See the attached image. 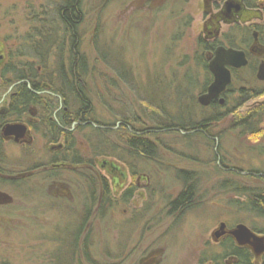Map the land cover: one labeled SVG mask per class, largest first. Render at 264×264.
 <instances>
[{
  "label": "rangeland",
  "instance_id": "374dc122",
  "mask_svg": "<svg viewBox=\"0 0 264 264\" xmlns=\"http://www.w3.org/2000/svg\"><path fill=\"white\" fill-rule=\"evenodd\" d=\"M211 1L81 0L80 50L87 63L83 82L92 116L102 125L116 126L98 140L107 147L92 151L97 138L78 121L74 125L76 148L80 158L95 157V168L102 174H107L101 169L104 163L122 166L127 182L132 178L134 186L126 195L109 187L111 202L106 209H98L100 187L97 181L90 183L88 171L80 172L76 183L71 182L74 175L65 173V180L73 184L66 185L63 194L39 173L32 176L28 193L0 185V264H138L152 250H157L159 264H235V258L223 257L221 237L217 239L214 231L220 222L230 227L239 222L263 226L253 215L242 212L248 197L233 189L246 196L250 187L258 191L235 170L264 171V123L253 120V134L242 135L235 129L238 90L256 86L255 71L249 67L236 74L227 107L221 109L225 112L229 108L232 114L208 119L212 111L197 101L206 79L198 63L199 41L218 38L225 45L227 38L222 34L234 26L212 11L205 14ZM59 3L0 0V41L6 54L12 53L15 62L32 61L29 52L40 40L37 33L46 31L49 35L43 33L47 39L42 41L44 47L38 49L42 62L36 60L35 67L45 66L56 84L58 62L61 58L64 68L68 66L70 50L69 37L56 16ZM44 18L47 21L41 24ZM236 21L241 28L264 23L262 12L257 10L244 12ZM253 29L240 31L239 39L242 32L250 37ZM238 44L246 46L242 40ZM148 100L155 103H149L153 107H163L161 116L147 109L143 103ZM263 102L261 96L236 111L244 112ZM125 118L136 129H153L159 121H208L203 122L206 136L180 134L173 129H153L155 134L146 136L140 133L139 137L155 146L149 157L128 148L121 127ZM81 124L83 129H78ZM40 149L36 155H27L18 146H8L9 167L26 169L37 166L38 161L46 162L45 150ZM25 158L30 162L24 163ZM106 178L111 183L108 174ZM186 189L190 193L188 205L175 204ZM80 226L82 232L76 235ZM128 231L133 234L127 252L141 235L144 239L138 251H131L123 261L111 253L109 245L120 233L128 236ZM88 232L92 234L84 240ZM84 243L90 252H84ZM108 248L111 252L106 253ZM252 261L264 264V255H252Z\"/></svg>",
  "mask_w": 264,
  "mask_h": 264
},
{
  "label": "flooded vegetation",
  "instance_id": "af4514ba",
  "mask_svg": "<svg viewBox=\"0 0 264 264\" xmlns=\"http://www.w3.org/2000/svg\"><path fill=\"white\" fill-rule=\"evenodd\" d=\"M206 8L208 9L205 11V14L212 11L215 15H219L226 21H231L232 25H234L230 27V31L222 34V38H238L237 41L242 40V44L246 43L245 47L239 44L233 47L229 46L228 43L225 45L222 44L223 42L219 41L218 38L209 40L217 41L221 44L217 43L213 51L206 54L207 66L209 61L213 58L215 49L218 46L241 50L245 53L247 59L245 66L239 68L228 67L231 73V83L221 96L225 99V94L230 91L235 81L234 73L237 74L247 67H249V70L255 71V80L264 82L256 78L260 65L264 63V23L261 25L250 23L248 26H244L248 29L254 27L250 37L247 36V33H244L246 30L243 29L244 32H242V36H240L239 39L240 31L235 30L236 26L240 25L236 19L246 11H260L263 14L264 20V0H212L210 3L206 4ZM233 36H235V38H233ZM42 41L43 40L40 39L37 42V44L39 43L38 45L35 44L31 46L32 50L29 53H31L30 56L33 60L24 62H15L12 53L6 54L5 45L0 41V92L4 91L0 98V185L15 186L17 189H21L24 192L27 191L28 193L31 186L29 182H31L32 176L39 173L44 177V180H48V183L55 188L58 194H63L66 185H72L79 179L80 172L88 171V180L90 183L97 181L100 187L99 199L97 200L99 205L97 207L98 209H106L111 202L109 187L113 190H122V195H126L127 190L131 186H134L132 178L128 183L127 172L124 171L122 166L108 162L104 163L105 165L103 164L101 169L111 177L110 183L106 178L107 174H102L95 168V157L89 159L79 157L76 148L77 140L74 134L76 128H74V125L78 123V117L75 119V113H77L75 110L77 107L74 109L70 104H65L64 98L58 93L57 86L60 83L59 78L61 74L58 71L59 78H55H58V83L56 84V82H54V77L44 69L45 66L41 65L43 68L35 67L36 60L40 61L42 59V55L38 50L44 47ZM204 41L208 40L204 39ZM69 51L70 50H68V53ZM252 59H254L253 62ZM207 71L211 75V83L213 76L208 68ZM70 98L73 105L74 99L72 97ZM213 102H217V100H213L211 104ZM237 109H239V107L236 108L235 106V110ZM234 122L235 129L237 128L236 130H238L240 134L244 135L249 132L248 129H241L238 123L236 121ZM259 122L264 123V120L260 119ZM12 125L17 126H15V128H10ZM10 131H14L15 133H10ZM10 145L22 148L23 152L27 153V155L28 153L36 155L37 151H39L38 148H41L40 150H45L44 157H47V161H38L36 162L38 167L28 166L26 169L9 167L10 163L7 159L6 149ZM88 153L90 152H86L85 154ZM24 161V163L30 162L29 158H25ZM38 169L39 172H37ZM65 173L74 175L71 180V182H73L72 184L65 180ZM235 173L245 176V178L250 180V185H252L254 189H258V191H254L250 187L248 189L251 190V193H249L248 196H246L244 192L238 193V195L241 194L245 196V198L248 197V201L246 200L244 203L245 206L240 208L242 212L253 215L262 222L263 226L259 228L254 225L250 226L244 222H239L230 227L225 222H220V224H225L226 233L219 240H222V243L225 240L227 243L231 242V244L235 245V252H237V254L246 255L243 259L244 262L247 260L249 264H253L252 255H255L253 248L249 245H238L229 232L237 225L244 224L253 234L264 239V171L250 170L248 172H240V170H235ZM125 186L128 187L124 188ZM82 222H84V218H82L81 223ZM81 229L82 227L80 226L76 235H80V232H82ZM125 233L128 234V236H124V234L120 233L117 239L111 240V246L109 245V247L112 252L109 248L106 251V253L111 252L115 255H119V259L123 261H125L128 253H131L133 250L138 251V246H140L139 244L143 242L144 239V236L141 235L137 242L132 243V247L129 248V252H127L129 236L133 233H130V231ZM91 234L92 233L87 234L84 240L87 238L89 240ZM130 241L133 242V240ZM222 243L221 247L224 245V243ZM82 249L86 253L90 252V246L86 243H84ZM156 251L157 250H152L145 253V256L139 259L138 264H159V259L157 255H155ZM261 255L263 256L264 254ZM238 260L239 258L237 257L235 261L238 262ZM112 264H123V262H114Z\"/></svg>",
  "mask_w": 264,
  "mask_h": 264
},
{
  "label": "trees",
  "instance_id": "16d2710c",
  "mask_svg": "<svg viewBox=\"0 0 264 264\" xmlns=\"http://www.w3.org/2000/svg\"><path fill=\"white\" fill-rule=\"evenodd\" d=\"M61 3L57 6L56 16L59 18L60 23L63 25V31L66 33V36L69 37L70 40V51H69V63L68 66L64 68L63 64L60 61L58 62V71L60 72L61 76L59 78L60 83L57 86L58 93L64 98V103L70 104L71 98L74 99V106L76 103L77 109L75 110L77 113L75 119L78 117V121L82 122L87 128L93 131L91 135H93V138L96 139V144L92 145V151H96V149H105L107 144L100 140L98 141L102 134H107L111 130V126H116L115 124L112 125H102L94 119L92 116V105L91 100L89 97L88 92L86 91V87L84 84V75L87 71V63H86V57L80 50V33L79 28L82 23V9H81V0H60ZM43 19V18H42ZM44 20L41 21V24H44ZM47 21V20H46ZM247 30L248 28H241L240 26H236L235 30L243 31ZM48 32V31H47ZM49 35V33H46V31L41 32L38 31L37 35L40 37L39 39H44L45 36L43 35ZM242 36V35H241ZM235 38V36H233ZM238 39V38H237ZM237 39H232L227 37V43L229 46H238ZM243 39V37H242ZM47 40V39H44ZM221 44L217 41H204L200 40L198 44V50H199V56H198V63L203 67L205 70V82L201 87V93L206 90V87L211 81V75L207 71V59L206 54L213 51L216 44ZM73 49V50H72ZM234 76L236 77V74L234 73ZM256 86L248 87V88H240L238 91V98L235 99V105L236 108H240L245 103H247L250 100L259 98L261 96H264V82H258L255 81ZM231 95V89L228 93L225 94V104L223 106H220L217 102H213L209 107H205L203 109H210L212 111V114L209 116L208 119H219L224 115H228V113H233V111L229 108L226 109L225 112H221V109L227 107V97ZM186 96V94H185ZM149 103L155 104L153 101L148 100V102L144 101L143 104L147 107L148 110H150L151 113H157L162 115V108L161 106H158L156 108L149 105ZM72 104V102H71ZM154 108V109H153ZM156 108V109H155ZM264 118V102L261 104H258L247 111L244 112H237L235 110V115L233 114V120L238 123L241 129H248L249 133L253 134L252 128H253V120L255 119H263ZM208 121L205 120V118H201L199 120H182L180 123L174 122L172 120H169V123L159 121L155 122V128L153 129H173L175 132L178 133H184L185 135H190L193 132L196 134H204V127L203 122ZM93 123V124H92ZM132 122L128 118H125V120L122 121L121 127H124L123 130L126 134L127 139V145L128 148L132 152H138L141 153L143 156H149L151 157L152 154L156 151L153 142L150 141L147 138L139 137L138 135L140 133H144L143 135H154L155 132H153L151 127L143 126L140 129H136L131 125ZM235 123V122H234ZM96 125L94 127L93 125ZM78 129H83L82 124L78 126ZM122 129V128H120ZM119 129V130H120ZM151 129V130H150ZM142 131V132H141ZM144 131V132H143ZM253 131V132H252ZM248 133V132H247ZM246 133V134H247ZM92 138V137H90ZM91 142V141H90ZM91 145V143H90ZM188 189V188H187ZM187 189L183 191L175 200V204L179 203H185L184 206H187L190 199H189V192H187ZM189 191V190H188ZM234 192L237 193H243L242 191H238L235 188L233 189ZM258 204V203H257ZM223 257H230V258H239L238 262H235V264H249L248 261L244 262V257H246L245 254H237L235 252V245L231 244V242H225L223 247ZM248 259V258H247ZM216 262V261H214Z\"/></svg>",
  "mask_w": 264,
  "mask_h": 264
},
{
  "label": "water",
  "instance_id": "95a60500",
  "mask_svg": "<svg viewBox=\"0 0 264 264\" xmlns=\"http://www.w3.org/2000/svg\"><path fill=\"white\" fill-rule=\"evenodd\" d=\"M246 63L247 59L243 51L230 47L218 46L215 49L213 58L209 61L207 66L213 76V80L208 85L206 91L198 95V103L207 107L213 100H217L218 104L223 105L225 99L221 94L231 83V73L228 67L239 68L245 66ZM256 78L260 81H264V63L260 65ZM15 126L17 125H12L10 128H15ZM10 133L15 132L10 131ZM225 233V224L221 223L218 230L215 231L214 236L218 239ZM229 234L236 240L238 245L251 246L255 255L264 254V239L253 234L244 224L237 225Z\"/></svg>",
  "mask_w": 264,
  "mask_h": 264
}]
</instances>
